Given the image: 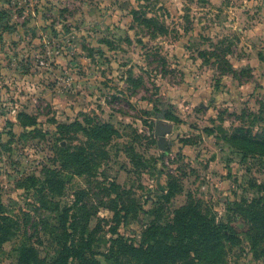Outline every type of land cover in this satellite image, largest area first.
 Instances as JSON below:
<instances>
[{"label":"rangeland","instance_id":"rangeland-1","mask_svg":"<svg viewBox=\"0 0 264 264\" xmlns=\"http://www.w3.org/2000/svg\"><path fill=\"white\" fill-rule=\"evenodd\" d=\"M254 141L264 0H0V264L31 246L53 264L65 242L123 264L115 238L139 246L189 202L247 227ZM221 264H264V245L239 232Z\"/></svg>","mask_w":264,"mask_h":264},{"label":"trees","instance_id":"trees-1","mask_svg":"<svg viewBox=\"0 0 264 264\" xmlns=\"http://www.w3.org/2000/svg\"><path fill=\"white\" fill-rule=\"evenodd\" d=\"M150 19L152 18H145V21L149 22ZM98 133L101 134L99 130ZM254 143L256 146L252 144L251 149L263 154L264 141ZM238 210V219L247 224V227L237 228L234 218L218 222L214 216L199 209L198 204L186 203L175 212L172 223L162 226L154 220L149 224L139 246L127 242L119 235L114 240L116 245L112 248L111 255H122L126 258L123 264H221L225 242L235 243L239 232L249 237L254 249L264 245V203L261 198L239 206ZM115 212L116 219L121 221L119 211ZM66 243L62 244L53 264H67L70 258H74L76 264H94L88 243L81 244L80 248L77 244ZM39 260L33 246L23 248L22 264H36Z\"/></svg>","mask_w":264,"mask_h":264},{"label":"water","instance_id":"water-1","mask_svg":"<svg viewBox=\"0 0 264 264\" xmlns=\"http://www.w3.org/2000/svg\"><path fill=\"white\" fill-rule=\"evenodd\" d=\"M155 135L159 136V144L160 147L165 150L167 148L166 144L168 143V140L165 136V132L163 130H161L160 128H157Z\"/></svg>","mask_w":264,"mask_h":264}]
</instances>
